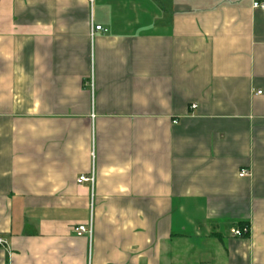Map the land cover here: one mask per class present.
I'll list each match as a JSON object with an SVG mask.
<instances>
[{
  "label": "crops",
  "instance_id": "0c3cea01",
  "mask_svg": "<svg viewBox=\"0 0 264 264\" xmlns=\"http://www.w3.org/2000/svg\"><path fill=\"white\" fill-rule=\"evenodd\" d=\"M254 1L0 0V264H264Z\"/></svg>",
  "mask_w": 264,
  "mask_h": 264
},
{
  "label": "built area",
  "instance_id": "2783aa9c",
  "mask_svg": "<svg viewBox=\"0 0 264 264\" xmlns=\"http://www.w3.org/2000/svg\"><path fill=\"white\" fill-rule=\"evenodd\" d=\"M91 2H93L94 0H90ZM253 8L255 9H261L264 10V0H255L253 2ZM94 31H107L106 28H104L101 25H94L92 27V35L94 33ZM260 93V92H259ZM197 106L195 104L191 105V109H195ZM244 175H248V172L246 170L241 172V176ZM94 181V177L93 176H84L81 175L78 178V182L82 183V182H93ZM92 223H90L89 225H78L77 227L74 228V231L78 234V235H82V234H89L91 235L93 232V228H92ZM249 231L248 227H243L242 229H233L232 233L234 235H242L244 233H247ZM5 241L3 239L0 238V245H4Z\"/></svg>",
  "mask_w": 264,
  "mask_h": 264
}]
</instances>
